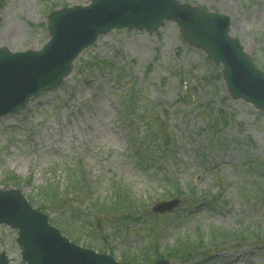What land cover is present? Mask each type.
<instances>
[{"label":"rangeland","instance_id":"obj_1","mask_svg":"<svg viewBox=\"0 0 264 264\" xmlns=\"http://www.w3.org/2000/svg\"><path fill=\"white\" fill-rule=\"evenodd\" d=\"M180 1L227 15L230 36L264 71V0ZM88 2L3 0L0 46L40 49L50 11ZM218 69L170 22L154 33L123 29L100 36L60 86L0 118V188L21 190L70 241L116 260L122 254L141 259L152 241L166 253L188 239L197 250L169 264H264V112L231 99ZM129 90L134 106L123 110L121 96ZM123 115L137 139L153 125L168 145L147 142L140 165ZM68 167L80 181L66 202L63 194L40 193L50 181L62 192ZM116 183L128 186L139 221L95 208L94 201L111 199ZM173 196L181 205L151 218L150 208ZM61 204L81 217L70 218ZM95 213L104 222L91 233L83 220ZM15 237L0 225V251L13 263L19 261Z\"/></svg>","mask_w":264,"mask_h":264},{"label":"water","instance_id":"obj_2","mask_svg":"<svg viewBox=\"0 0 264 264\" xmlns=\"http://www.w3.org/2000/svg\"><path fill=\"white\" fill-rule=\"evenodd\" d=\"M93 1L92 6L79 11L52 13L48 18L51 41L42 52L10 54L0 49L2 85L11 89L22 85L24 91L9 112L16 113L24 108L30 96L60 83L70 71L71 62L99 34L119 27L153 31L163 21H174L189 43L203 49L216 63L224 64L223 78L232 98L243 99L264 111V72L252 65L236 42H231L226 16L202 12L177 0ZM15 66L23 69L17 79L19 84L8 76ZM22 198L13 191L0 192V222L19 229L23 264H120L110 256L96 255L69 244L47 225L44 215L28 209ZM168 206L158 204L153 210L161 212ZM5 263L1 255L0 264Z\"/></svg>","mask_w":264,"mask_h":264},{"label":"trees","instance_id":"obj_3","mask_svg":"<svg viewBox=\"0 0 264 264\" xmlns=\"http://www.w3.org/2000/svg\"><path fill=\"white\" fill-rule=\"evenodd\" d=\"M114 204L119 207L123 208L128 212V214H131V196L128 194L126 190H120L116 194H114ZM187 249H189V246L187 244L179 245L173 249L171 253H169V257H177L178 255H182ZM143 260L145 262H151L154 259L161 258L162 255L158 253V250L155 249L153 253L151 254H144ZM124 261H130L131 259L126 258V256L123 255ZM134 261V260H132Z\"/></svg>","mask_w":264,"mask_h":264}]
</instances>
